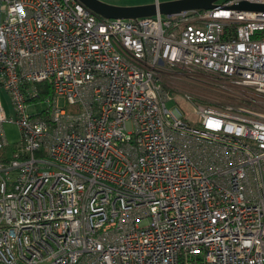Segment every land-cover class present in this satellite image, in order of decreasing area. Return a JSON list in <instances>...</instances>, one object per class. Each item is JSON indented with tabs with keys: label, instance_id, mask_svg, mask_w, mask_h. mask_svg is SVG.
<instances>
[{
	"label": "built area",
	"instance_id": "obj_1",
	"mask_svg": "<svg viewBox=\"0 0 264 264\" xmlns=\"http://www.w3.org/2000/svg\"><path fill=\"white\" fill-rule=\"evenodd\" d=\"M240 2L264 5L0 0V264H264V10ZM166 74L227 100L176 115Z\"/></svg>",
	"mask_w": 264,
	"mask_h": 264
},
{
	"label": "rangeland",
	"instance_id": "obj_2",
	"mask_svg": "<svg viewBox=\"0 0 264 264\" xmlns=\"http://www.w3.org/2000/svg\"><path fill=\"white\" fill-rule=\"evenodd\" d=\"M103 2L114 5H139L148 4L152 2H162L167 0H101ZM176 71H181L180 68H175ZM162 83L164 88L169 92V99L166 100V106L171 109L176 115L184 113L186 116L193 118V108L195 104H208V105H220L227 100L226 96L217 90H213L205 85L198 84L191 80L189 77L179 74H166L162 76ZM188 92L191 95L190 99H185L183 93ZM49 95V94H46ZM45 95L40 97L42 100ZM2 102L4 105L7 117L11 115L10 104L6 99V96L2 95ZM59 104L64 105V100L59 99ZM38 110L47 107L45 100L36 104ZM30 111H34L33 106H29ZM3 128L6 134L9 147L18 140L20 134L16 124L4 122Z\"/></svg>",
	"mask_w": 264,
	"mask_h": 264
},
{
	"label": "water",
	"instance_id": "obj_3",
	"mask_svg": "<svg viewBox=\"0 0 264 264\" xmlns=\"http://www.w3.org/2000/svg\"><path fill=\"white\" fill-rule=\"evenodd\" d=\"M92 12L105 18L135 19L138 17L159 14H173L182 10L203 9L212 7L217 0H167L139 5H114L101 0H79ZM236 8L264 10L263 4L240 2Z\"/></svg>",
	"mask_w": 264,
	"mask_h": 264
},
{
	"label": "trees",
	"instance_id": "obj_4",
	"mask_svg": "<svg viewBox=\"0 0 264 264\" xmlns=\"http://www.w3.org/2000/svg\"><path fill=\"white\" fill-rule=\"evenodd\" d=\"M37 88H38V97H42L45 94H50V88L48 85L45 84V82H38L37 83ZM194 264H198V263H194Z\"/></svg>",
	"mask_w": 264,
	"mask_h": 264
}]
</instances>
